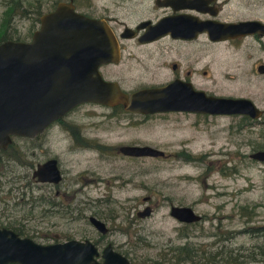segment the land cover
<instances>
[{
    "label": "rangeland",
    "instance_id": "1",
    "mask_svg": "<svg viewBox=\"0 0 264 264\" xmlns=\"http://www.w3.org/2000/svg\"><path fill=\"white\" fill-rule=\"evenodd\" d=\"M57 1L0 0V33L30 40L40 24L36 4L41 14ZM130 47L133 56L125 52L120 63L103 67L106 78L133 90L171 77L170 69L159 66L162 57L140 45ZM231 56L226 47L204 55L210 72L205 78H213L204 88L214 95L250 97L264 109V75L237 56L229 66ZM76 118L86 125L83 145L76 141L81 145L71 147L73 136L58 126L37 137L14 138L8 147L12 157L0 166L1 221L22 225L23 233L36 239L90 238L101 247L112 242L133 264H193L171 258L174 248L187 241L200 247L194 264H207L202 249L238 248L247 253L264 242V161L250 157L264 148V115L253 119L190 111L144 115L86 104ZM133 143L162 148L167 156L119 151V145ZM54 156L64 175L62 182H38L33 169ZM57 186L66 194L55 195ZM172 204L191 205L203 217L183 223L170 214ZM243 204H258L252 222L262 228L241 231L251 223L239 212ZM146 206L151 213L137 215ZM90 214L106 221L109 231H98ZM220 259L209 264H221ZM249 259L239 264H264Z\"/></svg>",
    "mask_w": 264,
    "mask_h": 264
},
{
    "label": "water",
    "instance_id": "2",
    "mask_svg": "<svg viewBox=\"0 0 264 264\" xmlns=\"http://www.w3.org/2000/svg\"><path fill=\"white\" fill-rule=\"evenodd\" d=\"M166 17L155 28L168 26ZM183 28V27H182ZM119 59V44L108 22L74 9L68 1L40 16V25L30 40L6 38L0 41V147L6 148L13 135L33 137L75 105L94 101L107 105L122 103L126 110L153 113L191 111L210 114H263L252 98L221 96L195 89L189 82L174 80L160 86H144L131 93L118 81L102 76V63ZM263 70L262 65L259 66ZM128 155L163 156L165 150L151 144H121ZM264 161V148L250 153ZM37 180L58 182L62 178L57 159L51 157L33 169ZM146 206L139 216L151 213ZM170 214L181 222L200 221L202 214L191 205L173 204ZM90 222L101 233L107 223L92 214ZM98 246L90 239L69 238L61 243L41 244L30 236L0 227V257L3 262L21 264H74L87 257L85 264H100ZM102 255L107 264H129L127 255L108 242ZM92 258V260H91Z\"/></svg>",
    "mask_w": 264,
    "mask_h": 264
},
{
    "label": "flooded vegetation",
    "instance_id": "3",
    "mask_svg": "<svg viewBox=\"0 0 264 264\" xmlns=\"http://www.w3.org/2000/svg\"><path fill=\"white\" fill-rule=\"evenodd\" d=\"M63 1L72 3L77 12L91 17L105 19L114 31L119 44V59L117 61L102 63L99 66L102 76L105 79L115 80L105 77L102 71L103 67L120 63L127 53L130 54L129 56H133L134 51L130 47L132 44L140 45L144 49H149V53L152 56L162 57L161 61H159V66L166 67L171 71V77L165 82H153L141 87L160 86L174 80H180L182 82H189L195 89L205 90L208 94H213L212 91L205 89L203 86L208 82L212 83L213 80V78H205L210 72L205 68L204 60V55L213 50V48L218 50L224 47L229 48L233 56H237L238 59L248 63L249 67L250 65H254L255 71L264 75V0ZM44 12L38 15L39 23L40 16ZM166 17L170 18L166 19L169 23L168 26L156 29V24ZM162 44H167L168 46H162ZM233 56L230 57L229 66L234 64L232 59ZM254 56H256V58L253 60L252 58ZM214 62L217 63V60L214 59ZM260 65H262L263 70L259 69ZM118 83L120 87L128 93L135 90H125L119 81ZM86 104H98L110 107L111 109L121 107L127 113L152 114L126 110L122 103L107 105L94 101H84L75 105L63 116L51 122L41 133L52 126H58L66 131L70 137L73 136L71 137L73 139L71 147L81 145L80 143L83 145L87 141L86 137H83L85 135L83 131L86 125L76 121V112ZM262 115H264V112ZM41 133L33 137H37ZM17 136L23 135H13L11 143L6 148L0 147V166L2 163L9 161L12 157L13 153L8 151V147L13 145L14 138ZM23 137L28 138L30 136ZM76 141H80V143ZM163 156H167L166 151ZM49 158L51 157L38 163H42ZM55 158L61 170L62 178L58 182H53L48 180H37L36 177L33 176L38 182L52 183L55 185L62 182L64 175L60 167L59 159L57 157ZM3 172L4 171L0 169V174ZM3 183L4 182H0V192L3 190L1 189L3 188L1 185ZM59 194H66V192H61V189L57 186L55 195ZM10 222L13 223V221ZM10 222L1 221L0 219V227L11 228L22 236H29L25 235L21 230L23 228L22 225L10 224ZM33 239L41 244L61 243L66 240ZM95 243L99 250V254L95 256L96 259L100 264H107L105 263V257L102 255V252L104 246L108 242L102 247L99 245L100 242L97 241ZM128 258L130 260L129 264H133L132 259L129 256ZM84 260L87 261L86 256L80 259V263L75 262L74 264H85V262H82ZM0 264L21 263L12 260L4 263L2 257H0Z\"/></svg>",
    "mask_w": 264,
    "mask_h": 264
},
{
    "label": "trees",
    "instance_id": "4",
    "mask_svg": "<svg viewBox=\"0 0 264 264\" xmlns=\"http://www.w3.org/2000/svg\"><path fill=\"white\" fill-rule=\"evenodd\" d=\"M16 4L10 5L9 6V10H13L15 8ZM40 4H36V11H38V15L40 14L39 8ZM38 15H37V19H38ZM10 17V15L8 16V18ZM8 24L5 25V27ZM6 38H11V39H20L19 37H13L12 35L8 34V31H4L2 34L0 33V41L6 39ZM245 117L248 115H244ZM249 117V116H248ZM12 147V145H11ZM262 149V148H260ZM16 153V151H15ZM258 204H254L253 206L247 205V204H243L240 207V213L248 215V219L247 221L251 222V223H247V226L244 227V231H256L260 228H262L263 226L261 225H257L255 223L252 222L253 220V216L255 215L256 211V206ZM198 248L200 247H195L193 244H191L190 241H187L186 243L179 245L177 247L174 248L175 253H173L171 255V258L173 257L175 259L176 262H181V260L187 259L189 261H191V263H195L196 262V258L194 256L197 255V253H200ZM198 250V251H197ZM203 252H207V256L205 257L207 264H209V262H217L220 258V260L222 261L221 264H239L241 262H245L246 259L250 258L249 260L252 259H260L262 260V262H264V242L263 243H259V244H255L254 247L249 251V252H245L244 249H234V248H229L224 250V248H221L218 251L213 252L212 249H202ZM225 254H224V253ZM218 254H220V256H217ZM184 255L186 257H184ZM259 255V256H258Z\"/></svg>",
    "mask_w": 264,
    "mask_h": 264
}]
</instances>
